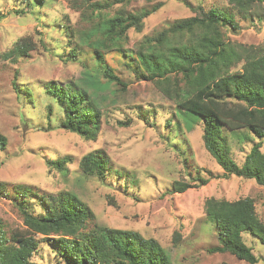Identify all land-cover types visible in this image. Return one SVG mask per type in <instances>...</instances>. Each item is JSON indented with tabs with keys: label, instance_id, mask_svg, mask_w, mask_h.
<instances>
[{
	"label": "rangeland",
	"instance_id": "1",
	"mask_svg": "<svg viewBox=\"0 0 264 264\" xmlns=\"http://www.w3.org/2000/svg\"><path fill=\"white\" fill-rule=\"evenodd\" d=\"M158 3L161 8L144 21L142 30L129 32L124 51L105 52L106 65L121 78L122 89L105 78L95 50L80 42L81 34L96 23L87 20L91 11L85 0H0V131L8 139L0 152V220L7 237L24 230L18 192L33 191L24 201L35 215L44 210L41 197L50 201L73 193L91 209L95 221L90 227L97 223L154 238L174 264H249L230 253L210 252L218 246V232L206 218L205 202L252 198L264 221V187L226 175L204 146L203 119L182 111L157 84L135 75L142 72L136 50L148 38L196 16L198 9L233 10L226 0H132L125 10H152ZM122 7L107 12L115 15ZM234 16L237 30L224 28L229 44L236 51L239 45L264 49V20L243 19L237 12ZM21 40L32 47L28 56L6 60L4 55ZM242 66L239 62L232 70ZM53 82L75 83L91 97L101 113L95 138L62 128L64 111L48 94ZM222 132L220 144L239 166L255 144L262 143L264 153V137L247 128L224 127ZM95 152L108 160L104 180L81 168L82 160ZM63 159L68 160L65 172L48 165ZM175 182L191 188L173 193ZM37 239L31 264H65L51 241ZM243 239L260 259L257 264H264L260 241L249 233Z\"/></svg>",
	"mask_w": 264,
	"mask_h": 264
},
{
	"label": "trees",
	"instance_id": "2",
	"mask_svg": "<svg viewBox=\"0 0 264 264\" xmlns=\"http://www.w3.org/2000/svg\"><path fill=\"white\" fill-rule=\"evenodd\" d=\"M37 1L43 4L45 0ZM130 1L85 0L91 11L87 20L96 23L87 33L78 32L81 44L91 46L105 66V78L122 89H125L123 81L106 65L105 52L124 51L129 32H140L144 21L162 6L158 3L152 10L127 12L125 6ZM226 1L233 12L221 8H211L208 12L195 9L196 16L179 20L171 28L139 44L136 64H140L142 72L135 75L140 81L157 84L182 111L203 119L204 146L226 175L255 180L264 187L262 143L252 147L242 166L220 144L224 127L231 131L247 128L257 137H264V49L239 45L240 50L236 51L224 34V28L237 30L235 12L243 19L257 18L262 22L264 0ZM118 4L123 7L115 15L107 12ZM74 36L71 32V38ZM31 48L21 40L4 58L15 62L28 56ZM239 62L243 63L241 69L232 70ZM48 94L57 99L64 111L62 128L88 140L96 137L101 113L85 91L75 83L53 82ZM7 146L8 139L0 131V152ZM67 162V159L50 161L48 165L65 172ZM107 164L105 155L95 152L82 160L81 168L86 175L104 180ZM201 183L204 185L207 181L201 180ZM190 188L187 183L175 182L173 193H183ZM2 191L0 184V194ZM28 195H34L31 189L18 192L16 196L21 198L18 205L24 230L7 237L1 230L0 220V264H31L39 248L38 236L56 246L65 264H174L154 238L97 223L90 227L88 224L95 221L94 215L73 193L51 197L50 201L41 197L39 201L44 210L36 215L25 207L24 199ZM205 214L218 232V246L210 252L230 253L249 264L260 261L243 239V233H249L264 246V221L257 214L252 198L236 201L209 198L205 202Z\"/></svg>",
	"mask_w": 264,
	"mask_h": 264
}]
</instances>
